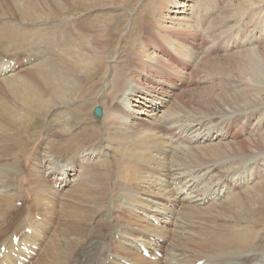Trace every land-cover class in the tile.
<instances>
[{
  "label": "bare ground",
  "instance_id": "bare-ground-1",
  "mask_svg": "<svg viewBox=\"0 0 264 264\" xmlns=\"http://www.w3.org/2000/svg\"><path fill=\"white\" fill-rule=\"evenodd\" d=\"M159 1L158 9L153 11V18H155V20L152 21L153 23H151L150 26L145 29H140L142 28V22L138 17L136 18L137 22L134 21L132 31L127 37L129 38L128 42H125V45L122 47L123 51H128V53L124 55L125 57L122 56L119 59L117 66L119 64L120 66L112 67V70L117 69V73L113 71L115 74L109 82L111 92L108 95L112 93L116 94L118 97L111 99L113 114L106 113L107 118L105 119L107 120L110 118V123L107 127L109 129H112V126L116 127L111 133L112 135L115 134L117 140L121 142L123 132L127 138L123 139V141L128 142V145H131L129 142L130 139L134 138V142L129 151V154L132 153L126 158L120 157L118 165L125 162L131 175L135 177L134 172L139 169V165L134 166L132 158L137 156L139 151H134L138 148L144 147L145 143L151 141H156L152 148L158 146L161 148L160 151L162 152H159L158 154L163 156V158L164 153L169 152L172 145L180 147L179 145L185 143V146L182 148H189L198 145L200 154H197V157H200L203 160L210 157H222V159L206 162V164L199 166L198 168H196V165H189L190 167L186 170L187 173L184 175L177 173L179 169L177 170L174 168L172 171H174L175 174L171 171V177H168L167 179H164L160 175V172H155V175L160 176L159 179L163 184L164 182L168 183L169 186H167V188L170 187L173 189L170 191L172 194H166L165 196H162L164 194H161V197L152 195L156 196L150 198L154 202H151L150 199L144 200L141 198L137 200L139 206L136 210H133L134 205L132 203L134 195L130 192V189H128L126 195L131 202L128 200L129 203H126L122 208H119L120 219H116L115 221L119 223L123 220L124 222H122V224H115V226L112 227L107 226L106 228H109L107 234L99 239H90L91 242L76 251L72 255L73 258L71 256L68 264H264V132L259 135L261 130L264 131V111L258 109L261 107V104L264 103H260L257 99L255 100L248 97L244 98L242 96L238 98L237 96H231L228 94L221 99L212 97L205 102L203 108L201 105H198V107L202 109V113L199 116H196L195 119H185V116H181V108L184 106V101L186 103H192L193 99H196L193 92H190L193 96L189 97L187 96V91H185L186 89H183L186 73L188 71L191 74L195 73V71L191 69L189 61L193 58H200L203 53H201L198 46L191 41L190 34L193 31L194 25L190 22L185 21L181 22V24L172 23L171 27L176 30L175 32L172 31L170 26L158 29V23H163L162 19L164 18V15H169L170 13L183 14V11L180 10L181 2L179 0ZM99 2H104V5L106 6L103 7H107L106 9H103L101 5L99 6L100 9L102 8L101 10L108 11L116 8L115 11H118V9H123V7L119 6L121 5L120 3H117L118 7L111 6L113 0H0V7L8 10L10 16L14 15V17H11V20L13 21L10 23L0 22V49L1 52L15 51V54L11 57L13 60H4V57L0 56V131L3 132V134L0 132V155H3L2 146L14 141V139L10 137L13 131H17L18 135H20L21 131L28 128L26 126L30 123V125H33L35 123L34 121H36L37 125L35 124V126L38 128L40 122L38 121L39 119L37 120L36 118L45 112H49V115H52L50 120L46 119V122L60 127L59 130L54 131L55 140L52 141V144L62 148L63 144L68 147L70 144L73 145V143H78L75 148L71 147L68 152L64 151L65 154L59 158H52L47 161L45 159H49L50 157L44 159V156H41V160L46 161L44 164L46 170H44L45 172L43 173L45 180L44 183L42 182L43 184L41 188L39 190H34L33 192L34 196H37V198L33 197L34 202H37V204L35 206L32 205V207H34V210L36 207H39L40 210L38 211H41L43 216L48 218V222L43 226H38V221L35 222V219L36 216L40 214L30 208L27 210V214L23 217V221L16 228L14 225L10 224L11 226L6 229V232H4L8 238H0V264L29 263L31 258H34V255L36 256L40 253V250L43 252L44 248L46 249L45 246L53 236L56 223H58L60 219L58 218L56 220L57 211H52V215L49 216L40 207L42 205L41 203L48 200L46 201V204L43 203V206L50 209L49 207L56 208L58 205L61 206L65 201H77L74 197H66V195H64L66 198L62 195V202H59L56 199L61 197L60 193L62 190L78 180H81L84 185L89 184L90 187L87 191H81L87 193L86 195L81 194L83 202L76 203L79 206H73L69 211L63 210V212H65L63 214V219H65V217H71L69 225L80 221L82 223L84 222L85 225H88L93 223V220L96 217L98 222H109V220L113 219L110 208L108 210L105 209L106 201L103 200L105 197L107 202H110L111 198L108 194H103V190H101L103 186L100 187L96 185V187H94L95 184L91 183L90 178L88 177L92 174L98 173V171L100 172L101 166H103L110 157L100 165V169L94 167L89 161H87V164L90 163L89 166H87L82 172H78L77 165L75 166V159H77L80 151L83 148H86V142L89 143V147H96L100 144V135L102 133L104 135L105 132L96 131L100 128L94 125L93 131L89 130L86 126L87 120H85V124H83L81 130L80 128L78 129V132H84V134L86 133L93 137L95 136V140H78V137L81 136V134L75 135L74 124L75 121L83 118L82 116L73 114L71 109V106L75 103L80 104V108L84 110L88 109V105L90 106L92 104V102L90 104V101L93 99L91 94L93 93L94 84L97 83V80L91 84L92 87H85V89L82 90V96L87 100L78 101L76 93L81 86L83 79L85 82H88L91 80V77L95 78L98 76V71L105 64L101 48L104 47L103 51L107 50V48L109 50V47L107 46L108 40L102 42L101 39H99L101 35L98 36L99 33L95 34V29H98V27L93 28L90 26L89 28L87 27L88 30H86L87 32L84 34H88V37L85 36L88 41L85 44V51L83 53L76 48L74 51L72 48H68L64 51V48L69 43L70 46L71 44H76L75 37L77 35L73 34L70 38L68 31H71L72 33L74 31L78 32L79 35L83 28L82 26L77 29V26L81 23V19L74 18L77 22L75 21L73 25H68L66 22H63L66 24L65 29H61L60 25H55L56 28H52L51 26L49 27L48 23L47 25L42 24L43 28L46 29L41 33L37 32L35 39L32 31H26L27 29L25 30L22 27L24 24H21L20 20L16 19L19 17L20 8H25V10H27V15H20L24 20H26V17L30 13L41 14L38 19L30 18L29 21H26L29 24H34L37 23L36 21L41 23L48 22L49 14H47V10H55L61 15L69 8H75L76 6H90L92 11L98 10V5L95 4H98ZM114 2L116 3L118 1L114 0ZM38 4L41 5L32 6ZM106 13L108 14V12ZM161 14L163 16H158ZM6 15L7 14H5V16ZM104 16L105 15L102 17ZM104 18L106 19V16ZM83 19L84 16L82 17V20ZM165 20L167 21V19ZM110 21L111 17L104 22L107 28L108 25L111 26ZM200 24H202L201 21ZM102 26L104 27V25ZM208 38L209 39L199 41V46L205 47L206 52L209 54L220 52L222 45H226V39L223 36ZM211 39H213V42H210ZM257 40L258 38L254 39V41L251 40L248 45H253ZM67 42L68 44H66ZM243 46L244 45L239 44V47ZM226 48L227 47H224V49ZM32 50H34L37 55L30 54ZM23 52L29 53L31 57H36L35 60H32L35 62L36 60L38 61L26 74L28 75V78H20L13 74L25 70L21 67L25 63V60L23 61V59H21ZM32 60H30V62H32ZM252 67L254 72H256L257 69H255L254 66ZM8 73L11 74L7 77L6 74ZM251 77L253 78V83L259 79L257 73L252 74ZM26 85H30L32 90L25 87ZM42 86L44 88L50 86L51 89L49 91L50 95L47 102L39 101L38 90ZM20 88H24V90H21ZM34 88L35 91L33 90ZM166 88H171L173 90L176 89L178 92H183H180L179 96L181 98L175 99V95L174 99L171 100L163 91L165 90L169 93ZM240 91L244 92V89H241ZM173 94H176V92ZM108 95L105 94V97H108ZM131 95H133L131 102L136 103L141 102L142 100L144 101V104H142L143 107L139 105V109L142 108V110L134 111L132 108L130 109V107H128L126 102L129 101L128 96L130 97ZM159 95H162V98H160ZM149 97L151 99H149ZM102 100L108 101V99L104 98ZM239 102L245 104L243 105V110H241L240 107H242V104ZM122 104L125 105V108L122 107L124 106ZM45 105L49 106L47 110H45ZM262 107L264 108V106ZM160 108L164 111H159ZM148 110L149 112L146 113ZM244 110L249 111L243 113ZM160 113H162V115H160ZM11 114H14V117L17 118L13 119ZM141 114H143L142 118L140 117ZM150 114H152L151 117ZM147 116L148 118L150 117L153 119L146 120L145 117ZM207 117L215 123L213 128L210 124L205 125V122H203V118ZM28 118H30L28 122L25 123L22 121V119ZM124 118L127 119L126 122L121 121V119ZM224 118L228 119L223 120ZM254 118H257L259 122L256 125V131L253 133L252 129H249V127ZM129 121L134 124L130 125ZM124 125H127L128 128H123ZM211 132H214L216 136L214 137V135H211ZM200 135L204 136L202 140H200L201 138H198ZM228 137L232 138L234 143L231 142L233 140ZM219 138H221V142L223 140L229 141L226 142L228 144H224L222 149V146L220 147L217 144H212ZM59 140L63 142H60ZM206 142H208V144H206ZM76 148L82 149L78 150ZM240 151H242V156L245 158L243 165L249 164L251 166V171H248V169H250L249 165L242 166L244 169V171H242L243 174H240L241 177L234 180L232 177H234L239 169L236 171L234 170V172L232 170L238 168V166L241 165V162L238 164L237 162H232V159L227 155L230 153L240 155ZM51 154L48 152L45 153L46 156ZM41 155H43V153ZM261 156L263 158L259 159L258 157ZM253 160V163H249ZM64 162L69 163L64 164ZM111 164L112 161H110L109 165ZM230 169H232L231 172H228ZM169 174L170 173H168V175ZM163 175L164 177H167V171ZM0 176H5V173L3 171L0 172ZM192 176L193 179L188 180V178H192ZM69 177H77V180L71 181ZM245 179L250 181V183L241 192L239 189L241 186H244L243 183L246 182ZM176 182H178V184ZM48 184H52L53 186L54 184H58L60 190L51 192ZM174 184L177 185L173 186ZM164 185H162V187ZM226 188H229L233 192L228 193L229 195L225 201H222L220 197L217 199L219 204L217 201L211 200L213 193L216 194L217 191H223ZM114 189L117 191V188ZM123 190L124 188L121 189V191ZM188 192L191 193L188 194ZM221 194L222 192L218 193V196ZM50 195H53V197ZM185 195L186 197L181 199V197ZM0 197H3L0 202L2 204L4 203L6 208L12 209L13 206H15V196L11 193H4L1 190ZM176 200H185L186 202L195 200L193 202L198 205L190 206L188 208L190 214L183 215L181 220L186 216L190 220L193 219L196 222L190 225L181 221L183 226L177 224L174 226H165L166 228L163 227V229L159 227L156 228L151 219L156 221L158 216H161L162 219H172L175 210L172 211L171 208H176L174 205ZM208 202H210L208 208H200V210H198L197 207L199 205H204ZM144 204L146 205L145 208L143 207ZM87 205L91 206V210L84 212L83 208L89 207ZM138 210L141 214L143 212L146 213V215H142L147 218L146 220L144 218L142 219L139 217L140 215H137L134 212ZM82 211L84 212L82 216L79 215L80 213H76ZM202 212H206V218L198 219L196 215ZM259 212L260 216H258ZM215 214L221 216L222 220L220 221H224L226 224L222 226L213 220V218L210 219V217H214ZM126 216L131 217L125 218ZM134 219L141 221V226H145L150 230L147 231L141 227H132L129 222ZM127 220H129V222H125ZM200 221L203 222L199 223ZM210 221L215 223V226L212 229L209 225H203V223L207 224ZM163 223L165 222H162V224ZM196 223H199V225L197 226ZM73 228L75 233L78 234L75 239L77 245L83 242L81 239L82 235L85 236L88 234L87 237L92 235V232H87L88 229H78V226L76 225L73 226ZM186 228L187 234L190 235L188 237L191 238L184 236ZM29 232L32 234H29ZM63 232L64 229L60 231V235ZM118 233L122 234V240H119V243L111 241L110 238H117L116 235H118ZM54 235H57V233H54ZM174 237L175 239L173 241ZM16 239H19L17 244L14 242ZM72 240L73 239L70 238L67 244H70ZM165 243H168L169 246H166ZM59 244L63 246V243L59 242ZM2 247H5L7 250L4 254H2ZM36 247H38V251L34 250ZM232 248L235 249L230 251ZM112 249L113 252L111 253L110 251ZM209 249L210 251L205 253ZM26 250L28 252H26ZM144 251L147 252L149 258L143 255ZM157 253H161L163 256L158 257ZM43 254L44 252L40 255V258ZM59 255V252L56 253V261L51 259L48 260L51 262L47 261L46 264H60L58 261ZM37 260L38 259H36L35 263Z\"/></svg>",
  "mask_w": 264,
  "mask_h": 264
},
{
  "label": "rangeland",
  "instance_id": "rangeland-1",
  "mask_svg": "<svg viewBox=\"0 0 264 264\" xmlns=\"http://www.w3.org/2000/svg\"><path fill=\"white\" fill-rule=\"evenodd\" d=\"M117 1L118 2L115 3L113 0L114 4L112 3L111 6L118 7L117 3H120L121 5L119 6L123 7V9H118V11L117 10L115 11L116 8L110 9L108 11L101 10L102 8L100 9L99 6L102 5L103 7L106 5H104L105 4L104 2L103 3L99 2L98 4H95V5H98L97 6L98 10H92V11L90 9V6H82V7L76 6L75 8H69L68 10H66L67 12L65 11V13L61 15H59V13L56 12L55 10L53 11L47 10V14H49V17H48V22L46 21L45 23L36 21L37 23L29 24L28 22H26V21H29L30 18L38 19L41 14L30 13L26 17V20H24L20 15L22 16L27 15L26 14L27 10H25V8H20V11H19L20 14L18 13L19 19L16 18L17 20H20L21 24H24V26L22 27L25 30L27 29L26 31L28 32L32 31V34H34L33 35L34 39H35L37 32L41 33L42 31H45L46 28L44 29L43 25H47V23L49 24V27L51 26L52 28H56L55 25H60L61 29H65L66 24L63 22H66L68 25H73L75 21L77 22V20L74 18L81 19L80 25L77 26V29L83 26L79 35H78V32L74 31L72 33L71 31H68V33L70 34V38L73 34L77 35L75 37L76 44H71L70 46V43L68 44L67 42L66 44L68 45H66V47L64 48V51L68 48L69 49L72 48V50L74 51V49L76 48L81 53H83L85 51V44L88 41L87 39L88 34L86 35L84 34L87 32L86 30H88L90 26L93 28L98 27V29H95V34L99 33L98 36L101 35L99 39H101L102 42H105L108 40L107 46L109 47V50L107 48V50H104V51H103L104 47L101 48V53H102L105 64L98 71L97 73L98 76H96L95 78L91 77L90 78L91 80L88 82H85L83 79V82L76 93L78 101L87 100L85 97L82 96V92H83L82 90L85 89V87L86 88L92 87L91 84L97 80V83L94 84L95 86L93 89V93L91 94L93 99L92 101H90V104L91 102L92 104L90 106L88 105L87 107L88 109L84 110L80 108L81 107L80 104L75 103L71 106V109L73 111V114L82 116L83 118V119L75 121V124H74L75 135L81 134L82 136V137L79 136L78 140H81V141L91 140V139L95 140V136L93 137L92 135H89L86 133L85 135L84 132H80V133L78 132V129L80 128L81 130V128L83 127V124H85L86 122L85 120H87L86 126L89 128V130L93 131V125H94L100 128V129H97L96 131L105 132L104 135L103 133L100 135V138H99L100 144H98L96 147L91 148L89 147V143L86 142L87 146L85 149L83 147H82L83 149L76 148L78 150H81V149L82 150L80 151L77 159H75L76 160L75 166L77 165L76 167L78 168V172L79 171L82 172L83 170H85L86 167L89 166L90 163H92L94 167L100 169V165H102V163L104 161H107L108 157H110L109 160L105 164H103V166H101L100 172L98 171V173L92 174L91 176H88V177L90 178L91 183L95 184L94 187H96V185L100 187L103 186L101 189L103 190L102 191L103 194H108V196L111 198L110 202L109 201L107 202V199H105V197L103 200L106 201L105 209L108 210L110 208L113 219L109 220V222H98L96 220L97 219L96 217L93 220V223H90L88 225H85V223L84 222L82 223L81 221L69 225L71 221V217H65V219H63V214L65 213L63 212V210L69 211L73 206L75 207L78 205L76 204L77 202H83L82 195H86L87 192H81V191H87L90 187L89 184L84 185V183L81 180L76 181L77 177H74V178L69 177L71 181H76V182L71 183L69 187H66L64 190H62L60 193L61 197H58L56 200L59 202H62L63 197H65L64 195H66V197H70V196L74 197L75 199H77V201L76 200L65 201L61 206L58 205V207L56 206V208L49 207L50 209H48V207L46 206H43V203L46 204V201L48 200L43 201L41 203L42 205L40 207L49 216L52 215V211H57L56 220L58 218L60 219L59 222L56 223V228L54 232V233H57V235H54L53 233V236L51 237L49 243L47 244L48 246L46 245L45 246L46 249L44 248V251H43L44 254L41 256V258H40V255L43 253L42 250H40V253L37 254L36 256L34 255V258H31L29 263L25 262V264H46V262L51 259L53 261H56L55 254L58 252L60 253L59 260H58L59 263L68 264V261L70 260L71 256L76 251H78L81 247L91 242V240L99 239L103 235L107 234L109 230V228H106L107 226L112 227V226H115V224L116 225L122 224V222H124L123 220L119 223L115 221L116 219H120L119 211H118L119 208H122L124 204L129 203L128 196L126 195V193L128 192V189H130V192L133 193L134 195V199L132 200V203L134 205L133 210H136L137 207L139 206L137 200L141 198L144 200H148L151 197H156V196L161 197V194H164L162 196H165L166 194L167 195L172 194L170 191L173 189L170 187L167 188V186H169L168 183L164 182V184H166L164 185L163 182L159 179L160 176L155 175V172L157 173L160 172V175L164 179H167L168 177H171L172 172L174 173V171H172L174 168H176L177 170L179 169L178 171L176 170L177 173L184 175L187 173L186 170H188V168L190 167L189 165H196V168H198L199 166L206 164V162L222 159V157H217V158L210 157V158H207L206 160H203L200 157H197V154H200L198 145L194 147L191 146L189 148L187 147L182 148L183 146H185V143L179 145L180 147H176L172 145L173 147L171 146V149L169 150V152L164 153V158H163V156L158 154L159 152H162L160 151L161 148L159 146L152 148V146L154 145V143H156V141H151V142L145 143L144 147L138 148L136 151H134V152L139 151V154H137V156H134L132 158L134 166L139 165V169L136 172H134L135 177L131 175L130 170L125 162L118 165V161L120 160V157L126 158L128 157V155L132 153L131 152L129 154V151H130V148L132 147V143L134 142V138L130 139L129 142L131 145H128V142L123 141V139H127V138L121 130L120 131L122 132V142L117 140V137L115 136V134L112 135L111 133L112 131H114L116 127L112 126L113 130L107 127L110 123V118H108L109 120L105 119L107 118L106 113L111 114V115L113 114L111 99L118 97L116 94H112V93L108 95L111 92L110 90L111 86H109L110 85L109 82L112 79V77H114V74L117 73V69L112 70V67L117 66L119 59L128 53V51H123L122 47L125 45L124 44L125 42H128L129 38L127 37L132 31V27H133L132 25L134 21L137 22L136 18L138 17V19L142 22V28L140 29H145L148 26H150L151 23H153L152 21L155 20V18H153V11L155 9H158L157 7L160 1L159 0H121V1L117 0ZM179 1L181 2L180 10L183 11V14L170 13L169 15H164V16L161 14L158 16H163L165 19H167V21L163 18L162 19L163 23H158L157 21L155 22L158 23V29L165 28L166 26L171 27L172 23L181 24V22H185V21L190 22L192 25H194L193 31L190 34L191 41L194 42V44L198 46V48L200 49V52L203 53L200 56V58L198 59L193 58L189 61V64L191 65V69L195 71V73L191 74L189 71L186 73V76L184 78L185 85H183V89H186L185 91H187V96L189 97L193 96L192 94H190V92H193L194 96H196V99H193L192 103H186L184 101V106H182L181 108L180 115L185 116V119H188V118L195 119L196 116H199L202 113V109L198 107V105H201V107L203 108L205 106V102L211 99L212 97L221 99L223 96L228 95V94L231 96H237L238 98L242 96L244 98L248 97V98H252L255 100L257 99L260 103H264V0H179ZM40 5L41 4L32 5V6H40ZM106 8L107 7H103V9H106ZM106 12H108V14ZM8 13H9L8 10H5V8L0 7V14H1L0 22L10 23L11 21H13L11 20V17H14V15L10 16V13L9 14ZM5 14L7 15L5 16ZM102 14L106 16V19L104 18L105 16L102 17L103 16ZM125 15H126V18H125ZM83 16H84V19L82 20ZM109 17H111V21H110L111 26L108 25V28H107L104 22ZM193 21H194V24H193ZM200 21L202 22V24H200ZM95 25H98V26H95ZM102 25H104V27ZM40 28H43V29H40ZM171 29L174 32L176 31L174 30L173 27H171ZM220 36H223L226 39V45H222L221 51L217 52L216 54L214 53L209 54L206 52L205 47L199 46L200 45L199 41H202L203 39H209L208 37L217 38ZM256 38H258L257 42L253 43V45H248V43L251 40L254 41V39ZM212 40L213 39H211L210 42H213ZM239 44L244 45V46L239 47ZM224 47H227V48L224 49ZM251 48H255V49H251ZM0 53H1L0 56L4 57V60H13L11 57L15 54V51L14 52L13 51L1 52V49H0ZM30 54L37 55V53L34 50H32ZM206 57H209V58H206ZM21 59H23V61L25 60L24 65L21 66L22 69H25V70L21 72H17L18 71L17 69L16 71L17 73H13V74L19 76L20 78H24V77L28 78V75L26 74L29 72L32 66L35 65L38 61L36 60L35 62L34 60L36 59V57H33V56L31 57L29 53L27 52H23ZM30 60H32V62H30ZM250 64H253V65H250ZM118 66H120V64ZM252 66H254V68L257 69L256 72H254V69ZM254 73H257V77L259 79H257L256 82L253 83V78L251 77V75ZM10 74L11 73H8L6 74V76L8 77ZM179 75H182V74H179ZM256 86H260V87H256ZM25 87L32 90V87L30 85H26ZM24 88L23 89L20 88V89L24 90ZM157 88L160 89L159 87ZM241 89H244V92L240 91ZM33 90L35 91V88ZM50 90H51L50 86L48 88H44L43 86L39 88L38 90L39 98L41 99V100L39 99V101L47 102L49 99L48 97L50 95V92H49ZM163 91L168 95V97L171 100L174 99L175 95H176L175 99L181 98L179 96L181 91L178 92V90L176 89L175 90L171 88L168 89L169 93L172 92L170 94L167 93L165 90ZM174 92H176V94H173ZM105 94L108 95V97H105ZM132 96L133 95H131L130 97L128 96L129 101L126 102L128 107H130V109L132 108L134 111L142 110V108L141 109L139 108L140 106L143 107L142 104H144V101L142 100L141 102H136V103L131 102ZM159 97L162 98V95H159ZM103 98L108 99V101L102 100ZM149 99L151 98L149 97ZM239 103L242 104V107L240 108L241 110H243L244 109L243 105L245 104H243V102H239ZM262 106H264V104H261V107L258 109L260 110L262 109L264 111V108ZM44 107H45V110H47L49 106L45 105ZM97 107L101 108L103 111V115L101 118H96L94 115V111ZM122 107L125 108V105ZM160 110H163V109L160 108L159 111ZM248 111L249 110L247 111L244 110L243 113H247ZM148 112L149 110L146 111V113ZM85 113L87 114V116ZM47 115H49V112H45L41 116H37L36 119L37 120L39 119L38 121L40 122V125L38 126V128L35 126L36 121H34L35 123L33 125H30L31 123L29 124L31 127L27 124L28 126L26 127H28L29 129L26 128L25 130H22L20 135H18L17 131L16 132L13 131L10 137L13 138L14 141L2 146L3 155H0V172L3 171L5 173V176H0V182H1L0 191L2 190L4 193H11L13 196H15L16 204L15 206H13L12 209H8L4 206L5 205L4 203L2 204L0 202L1 203L0 204V238L6 237V233L4 232H6V229L11 226L10 224L14 225L16 228L23 221V217L27 214L26 212L28 209L31 208L34 210V207H32V205L35 206L37 202H34L33 199L37 198V196H34L33 192L34 190H39L45 180L43 173L45 172L44 170H46V168H44V164L46 161H42L41 156H44V159L50 157L49 159H45L49 161L52 158H59L63 156L65 152H68L71 149V147L75 148L78 145V143H73V145L70 144L67 147L65 144H63L62 148H59L58 146H55L54 144H52V141L55 140L54 131L59 130L60 127L57 125L54 126V124L52 123L48 124L46 122V119L50 120L52 115L51 114L49 116ZM151 115L152 114H150V117ZM160 115H162V113H160ZM11 116L13 119L17 118V117H14V114H11ZM33 117H36V116H33ZM140 117L142 118L143 114H141ZM150 117L148 118L147 116L145 118L146 120H152L153 118H150ZM30 118L22 119V121L26 123L28 122ZM228 118H224L223 120H227ZM121 121L126 122L127 119L124 118V119H121ZM203 122H205V125L210 124L212 128L215 126V123L212 122V120L209 119L208 117L203 118ZM258 122L259 121L257 120V118H254V120H252L251 122V126L249 127V129H252L253 133L256 131V127H257L256 125L258 124ZM129 124L131 125L134 123L130 122ZM123 128H128V127L127 125H124ZM0 132L3 134L2 131ZM262 132L264 131L261 130V133H259V135L262 134ZM211 135H214V137L216 136L214 132H211ZM203 137L204 136L200 135L198 138H201L200 140H202ZM220 139L221 138H219L218 140H215L212 144H217L220 147L222 146L221 147L222 149L224 147V144H228L226 142H229V141L223 140L221 142ZM230 139L233 140L232 138ZM59 141L63 142L61 140ZM231 142L234 143V140ZM206 144H208V142H206ZM46 152L50 154L52 153L53 155L51 154V155L46 156L45 155ZM240 152H241L240 155L236 153H230L227 155L228 157L232 159V162H237V164L241 162V165H240L241 167L237 165L238 168H235L233 170L230 169V171L225 170L228 172H231L232 170L234 172V170L236 171L237 169H239L234 175V177H232V179L234 180H237L239 177H241L240 174H243L242 171H244V169L242 168V166L244 167V166L249 165V164L243 165L245 158L242 156V151ZM42 153L43 155H41ZM258 158L261 159L263 157L261 156ZM87 161H89L90 163L87 164ZM110 161H112L111 165H109ZM260 161L263 162L262 160ZM253 162L254 160L250 161L249 163H253ZM68 163L69 162H64V164H68ZM250 167L251 166L249 165V168ZM166 171H167V175L168 173L170 174L167 177H164L163 174ZM248 171H251V168L248 169ZM227 173H224V174H227ZM150 175H153V176H150ZM189 179H193V176L192 178L191 177L188 178V180ZM245 181L246 182L243 183L244 186H241L239 189L241 192L250 183V181H247L246 179ZM176 183L178 184V182ZM177 184H174L173 186H176ZM162 185L164 186L162 187ZM114 188H117V191ZM123 188L124 190L121 191V189ZM49 189L51 190V192H56L60 190L58 188V184L57 185L54 184V186L50 184ZM221 192L222 194L218 196V193H221ZM231 192L233 191L230 190L229 188H226L223 191L219 190L216 192V194L213 193L211 200L217 201L218 197H220L222 201H225L229 195L228 193H231ZM190 193L191 192H188V194ZM152 195H156V196H152ZM50 196L53 197V195H50ZM183 197H186V195L182 196L181 199ZM1 198L3 197H0V200ZM150 201L154 202L152 201V199H150ZM193 201L195 200H192L190 202H186L185 200H181V201L176 200L174 203L176 208L175 209L171 208L172 211L175 210V212H173L172 219L171 218L162 219L161 216H158V219L156 221L152 219L151 221H153L156 228L159 227L161 229H163V227L165 226H174L177 224L183 226L182 222L191 225L196 221L193 219L190 220L186 216L185 218H183V220H181V218L183 217V215L190 214L189 209H188L190 206L198 205L197 203ZM209 205H210V202L204 205H199L197 208L198 210H200V208L202 209L208 208ZM87 206L89 207L83 208L84 212H88L91 210V206L90 205H87ZM143 207L145 208L146 205L144 204ZM38 210H40L39 207H36L34 210L36 211V213L40 214L36 216L35 222L38 221V226H43L45 223L48 222L47 221L48 218L44 217L42 212ZM84 212L82 211V212H76V213H80L79 215L82 216ZM134 212L137 215H140L139 217H141L142 219L143 218L145 220L147 219L146 217L142 216V215H146V213L143 212L141 214L139 210L134 211ZM260 212L258 213V216H260ZM205 213L206 212L198 213L196 217L198 219L200 218L205 219L206 218ZM215 216L210 217V219L213 218V220H215L222 226L226 224V222L220 221L222 220L221 216L217 214H215ZM127 217H131V216H126L125 218ZM130 221L131 222L127 220L125 222H129L132 227H136V228L141 227L142 229L147 230V231L150 230L145 226H144L145 228L142 227L141 221H138L136 219L130 220ZM162 222H165V223L162 224ZM202 222L203 221H200L199 223H202ZM199 223H196V225L198 226ZM214 224L215 223L212 221L208 222L207 224L203 223V225H206V226L209 225L211 229L214 228L215 226ZM75 225L78 226V229L79 228L88 229L87 232H92L91 233L92 235L90 237H87L88 234H86L85 236L82 235L81 239L83 242L80 243L79 245L75 243V239L77 238V235H78L75 233V230L73 228V226ZM62 229H64V232L60 235V231ZM186 231H187V228L184 231L185 232L184 236L187 238H191V237H188L190 235H188ZM29 234H32V233L29 232ZM116 236L117 238L113 237V238H110V240L119 243L120 242L119 240H122L121 239L122 234L118 233V235ZM6 238H8V236ZM70 238H72L73 240L71 241L70 244H67ZM174 239L175 237L173 238V241ZM59 242L63 243V246H61ZM165 245L169 246L168 243H165ZM234 249L235 248H232L230 251H233ZM34 250L38 251L39 249L38 247H36ZM209 251L210 249L206 251L205 253H208ZM5 252H7L6 248L2 247V254H4ZM26 252L28 251L26 250ZM110 252L112 253L113 249ZM143 255L149 258V255L145 254L144 252H143ZM157 256L162 257L163 255L161 253H157ZM36 259L38 260L35 263ZM48 262H51V261H48Z\"/></svg>",
  "mask_w": 264,
  "mask_h": 264
},
{
  "label": "water",
  "instance_id": "water-1",
  "mask_svg": "<svg viewBox=\"0 0 264 264\" xmlns=\"http://www.w3.org/2000/svg\"><path fill=\"white\" fill-rule=\"evenodd\" d=\"M94 115H95L96 118H101L102 115H103V111H102V109L97 107V108L95 109V111H94Z\"/></svg>",
  "mask_w": 264,
  "mask_h": 264
}]
</instances>
